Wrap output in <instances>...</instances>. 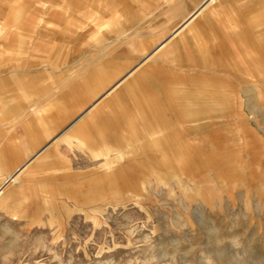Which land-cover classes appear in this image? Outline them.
<instances>
[{"label":"rangeland","instance_id":"obj_1","mask_svg":"<svg viewBox=\"0 0 264 264\" xmlns=\"http://www.w3.org/2000/svg\"><path fill=\"white\" fill-rule=\"evenodd\" d=\"M142 87L159 118L133 109ZM222 87L197 122L212 135L182 141L180 168L156 165L142 146L181 137V115ZM103 95L83 119L125 150L116 186L106 156L67 138ZM4 150L0 264H264V0H0Z\"/></svg>","mask_w":264,"mask_h":264},{"label":"crops","instance_id":"obj_2","mask_svg":"<svg viewBox=\"0 0 264 264\" xmlns=\"http://www.w3.org/2000/svg\"><path fill=\"white\" fill-rule=\"evenodd\" d=\"M203 35H204V33L199 31V34H196V36H194V37L199 38ZM168 41H169V39H166V40L162 41L161 43H159L155 47V50L152 54H155L158 51H160L166 45V43ZM262 63L263 62H260L258 59H255V60H251L250 63H248V64L251 67L261 68L263 66ZM131 74H133V71L129 72V74H127L125 77H123L120 80L119 84L122 83ZM142 88H143L142 91L135 90L133 92V101H134L133 109H136V111H139L142 116L145 114H149L153 117L155 116V118H159L155 112L156 109L154 107V104H152L146 98V95L144 93L145 87H142ZM110 92L111 91L107 92L105 95L109 94ZM105 95H103L100 99H98L92 105V107L90 109H88L86 112H84L82 115L79 116V118L74 123L75 127L72 130V133H70V135L67 138H69L68 142L69 143L71 142L70 144L76 143L80 148L87 149L88 153H91L94 155L96 154L97 156H100V155L106 156L107 157L106 158L107 159V165L106 166L109 169L108 171H109V175L111 177V178H109L108 182H109L110 186H112V184H114V186H116V183L121 181L120 172L122 169L120 167H118V168H116L115 172H111V168L113 169L114 166L118 165L119 163H121L124 160L125 150H123V148L118 146V145L112 146L106 142H102V143L98 144L93 139V134H94L95 130L98 129L101 126V124H104L106 122V120L104 118H100L99 120H97V119L95 120L92 117H89L86 120L83 119L87 113H89L91 110H93L94 108H97L99 106L100 101L104 98ZM230 96H231V92H230L229 88H226V89H224L223 87L222 88H216V89L211 88L209 93H203V96H202V97H204L203 101H200V100H194L193 101V103H192L193 108L191 109V112L189 113L187 119L185 118L186 114L181 115L180 126L175 130L176 132L182 134L181 137L174 136V137L170 138L169 140H167V138H165L164 135H161L155 139H152L151 141H147L142 146V148L146 149L149 152V154L151 156H153L154 158H156V156H158V155L160 156V160H158L156 162L157 163L156 165H159V167L172 168L173 166L177 165V167L180 168V166L183 163H185V161H180V160L186 159L187 158L186 156H188V154H189L188 153L186 155L183 152H181V149L183 146L182 141L191 142V141L195 140L200 135H205V136L212 135L211 129H209L208 127L203 128L200 124H197V122H199L200 120H203V118H205V117H208V115H206L207 114L206 108L209 105H211L214 101H218L219 99L225 98V97L228 98ZM193 98H197V96L195 95V97L193 96ZM55 103H57V102H55ZM50 105H52V103ZM52 109H50V110H52ZM50 110L49 109L45 110L44 113L46 112V114H47L50 112ZM133 112H135V111H133ZM114 119H115V121L117 120L115 117H114ZM47 121H48V119L43 117L41 122L39 123L40 125L37 126V127H39L38 129H41L43 132L50 131V129L52 127L47 123ZM195 123H196V125H195ZM36 131L32 130V128L30 126H26L25 135L23 136V138H25L24 142H26V144H28L30 147H33L35 149L40 145L39 140L42 138L41 136H39V134ZM17 137H18V135H17ZM82 140L86 145L80 144V141H82ZM42 141H44V140H42ZM10 144L11 145H17V144H14L12 141ZM96 146H99L98 150H96ZM108 150L109 151L115 150L116 153H115L113 158L108 157V155L106 153V152H108ZM6 151L4 150L0 153L3 155H8ZM95 151H97L98 154ZM42 152L43 151L39 152L34 158L41 156ZM171 152H174L175 155L172 154V156H170ZM43 158L41 160V164L46 167V165H48L50 161H46L47 159H45V157H43ZM23 173H24V169L18 170L10 178V180L12 181L13 178H15V176L17 177V175H19V174L22 175ZM124 176H128V175L125 173ZM122 178H126V177H122ZM11 181H9V183L7 185L3 186L5 188L4 192L6 193L7 196H9L7 191H6L7 188L10 186V184L15 182V180L12 182ZM16 181H19V179ZM0 192H1V190H0ZM53 193L54 192L50 191V193H49L50 197Z\"/></svg>","mask_w":264,"mask_h":264},{"label":"bare ground","instance_id":"obj_3","mask_svg":"<svg viewBox=\"0 0 264 264\" xmlns=\"http://www.w3.org/2000/svg\"><path fill=\"white\" fill-rule=\"evenodd\" d=\"M73 137V136H72ZM80 144L81 145H86L84 142H83V140L82 141H80ZM97 154H98V152H97ZM11 181V180H10ZM118 182V181H117Z\"/></svg>","mask_w":264,"mask_h":264}]
</instances>
